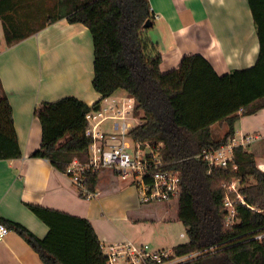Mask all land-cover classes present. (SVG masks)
Masks as SVG:
<instances>
[{
    "label": "trees",
    "instance_id": "trees-1",
    "mask_svg": "<svg viewBox=\"0 0 264 264\" xmlns=\"http://www.w3.org/2000/svg\"><path fill=\"white\" fill-rule=\"evenodd\" d=\"M65 13L48 18L51 24L66 17L89 28L94 41L93 87L101 98L89 106L75 96L43 102L35 108L42 126V142L32 157L45 158L65 172L73 160H89L91 139L86 115L103 100L124 91L135 100L142 123L131 131L137 141L162 142L163 160L179 173L178 219L188 241L173 247L177 256L201 252L180 264H264V172L247 147L237 146L227 166H211L203 157L236 136V123L264 109V0H249L260 42L256 64L219 75L202 55L185 56L178 68L161 71L162 55L146 36L153 21L148 0H59ZM22 0H0V20L12 45L35 30L16 16ZM41 27V28H42ZM225 131L215 137L213 126ZM13 108L0 93V160L21 158ZM99 174L89 172L96 190ZM239 180L243 204L228 186ZM227 196L235 202L236 222L228 226ZM28 208L48 227L43 239L20 223L0 217V223L19 233L44 264H106L101 241L86 217L36 204Z\"/></svg>",
    "mask_w": 264,
    "mask_h": 264
},
{
    "label": "crops",
    "instance_id": "crops-1",
    "mask_svg": "<svg viewBox=\"0 0 264 264\" xmlns=\"http://www.w3.org/2000/svg\"><path fill=\"white\" fill-rule=\"evenodd\" d=\"M148 1L153 25L145 34L161 52L162 72L178 68L188 55H202L219 75L256 64L260 42L249 0ZM67 8L60 7L59 0H22L18 15L10 16L12 10H7V22L27 21L35 30L12 45L6 42L0 20V93L4 91L12 105L22 151L21 158L0 160V217L43 239L49 227L27 206L36 204L86 217L101 245L128 239L166 250L146 242L150 238L146 221H155L156 214L151 204L140 201L134 185L105 170L98 177L97 197L86 200L50 160L32 157L42 142L41 122L34 113L37 105L75 96L91 106L101 98L93 87L94 41L89 28L66 17L42 27ZM124 95L118 91L111 97ZM107 104L105 99L101 107ZM248 133L264 137V109L236 123V136ZM250 151L259 168L264 167V155ZM174 216L178 219V203ZM0 264L44 263L19 233L10 230L0 241Z\"/></svg>",
    "mask_w": 264,
    "mask_h": 264
},
{
    "label": "built area",
    "instance_id": "built-area-1",
    "mask_svg": "<svg viewBox=\"0 0 264 264\" xmlns=\"http://www.w3.org/2000/svg\"><path fill=\"white\" fill-rule=\"evenodd\" d=\"M107 106L87 113L86 135L91 139L89 160L78 159L71 162L64 172L79 195L86 200L97 197V190L90 188L88 174L108 170L138 191L144 204L153 202L172 203L179 201L181 179L179 173L170 168L161 155L162 142L137 141L132 135V121L136 119L135 100L129 95L109 97ZM258 134L235 136L219 149H207L202 155L211 166L227 167L234 159L237 146L248 147L259 140ZM264 172V167L261 168ZM240 181H233L229 190L236 193L245 204V198L239 192ZM228 215L226 222L233 226L236 222L235 202L227 196ZM8 227L0 223V241L9 233ZM264 232L255 238L262 239ZM106 264H180L188 257H196L201 252L177 256L174 251L154 249L149 244H138L132 240H122L101 245ZM185 259V260H184Z\"/></svg>",
    "mask_w": 264,
    "mask_h": 264
},
{
    "label": "rangeland",
    "instance_id": "rangeland-1",
    "mask_svg": "<svg viewBox=\"0 0 264 264\" xmlns=\"http://www.w3.org/2000/svg\"><path fill=\"white\" fill-rule=\"evenodd\" d=\"M141 123V115L136 114V119L132 121L133 127H137ZM218 127V125L215 126V137H221L225 131L224 129H220ZM247 148L255 151L257 154L262 153L264 155V137L260 136V140L254 141V144L252 146H248ZM113 200H115L114 197H111L110 202ZM150 206H153L150 209L154 214H156V217L154 218L155 221H146L148 223V232L150 233V238L149 240H146V242L151 243L153 246H165L166 250L171 251L174 246L188 241L185 226L177 219L176 216H174L177 207L176 202H153ZM181 234H184L185 236L182 237ZM191 258L188 257L184 260L186 262Z\"/></svg>",
    "mask_w": 264,
    "mask_h": 264
},
{
    "label": "water",
    "instance_id": "water-1",
    "mask_svg": "<svg viewBox=\"0 0 264 264\" xmlns=\"http://www.w3.org/2000/svg\"><path fill=\"white\" fill-rule=\"evenodd\" d=\"M153 25V22L152 21H148L144 26L146 27V28H149V27H151Z\"/></svg>",
    "mask_w": 264,
    "mask_h": 264
}]
</instances>
